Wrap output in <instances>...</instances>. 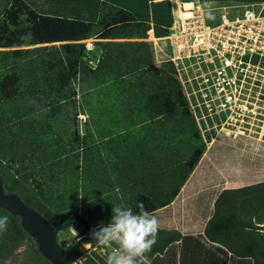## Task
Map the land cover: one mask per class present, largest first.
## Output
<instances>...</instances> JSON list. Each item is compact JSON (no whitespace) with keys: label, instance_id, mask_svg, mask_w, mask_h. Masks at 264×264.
I'll return each instance as SVG.
<instances>
[{"label":"trees","instance_id":"1","mask_svg":"<svg viewBox=\"0 0 264 264\" xmlns=\"http://www.w3.org/2000/svg\"><path fill=\"white\" fill-rule=\"evenodd\" d=\"M1 1V10L4 11L3 17L0 18V48H13L0 52V176L6 191L17 192L24 202L42 213L57 230L69 212H63L60 215L51 212L43 203L48 195L33 187L28 182V175L19 176L16 172L10 173L9 161L1 160L2 133L7 132L12 135L19 116L21 114L29 116L30 113L37 122H41L39 130L46 127L51 128L55 133L62 134L64 129L69 132L70 127L75 126V109L79 107V101L74 97L77 93L81 95V106L87 112L88 117L94 116L95 108L88 102V95L84 93L87 91H83L81 86L74 90L70 86V80L74 79L82 83L83 79H87L89 84L86 87L91 90L95 85L110 80V76L106 73L101 80H98L95 74L97 73L96 67L90 68L80 59L84 48L80 39L90 36L98 27L100 30L97 32V37L105 38L115 27L149 20L161 26L159 31L158 29L153 31L151 27L153 34L156 37L164 36L171 19L170 6L167 0H48L43 5H48L49 9L34 11L21 0ZM199 1L202 3L208 1L255 3L263 0ZM90 31H92L91 34ZM54 42H59L58 46H55ZM46 43L49 45L21 47ZM37 50H47L50 57L45 60L41 53L33 54ZM146 66L150 72L145 77L144 84L149 89V93L143 96L140 105L144 109L148 108V111L146 110L147 115L141 117L139 123L134 124L141 125L159 116L161 123L165 124L162 151L161 153L155 152V149L159 148L158 145H151L147 150L144 149L141 139L132 145L123 141L125 160L119 159V161H125L127 164L123 170V179L143 190L132 198L129 207L134 211H139L136 207L137 202L143 201L145 209L152 213L154 209L166 205L176 195L179 184L195 165V159L201 152V146L180 87L177 81L172 79L170 66L169 70H165L170 76L162 72L159 66L152 64L150 60ZM157 74H161L160 77L156 76ZM72 110H74L73 114L69 117ZM148 112L152 116H148ZM58 121H61L63 125L59 130H57V125L60 124ZM119 123L121 126L115 128L123 132L133 125V122L128 120H120ZM177 137L182 140L180 141ZM56 140V143L53 142L54 145H52L55 150L50 156L52 160H56L58 158L56 154H60L59 141ZM63 154L67 155V153ZM248 188H255L253 195L249 196L254 202L264 200V193H262L264 192V181L240 190ZM94 195L98 197L97 194ZM236 196L230 197L228 203L233 204ZM240 196H246V194L242 193ZM247 197L239 201L241 211L251 210L256 219H264V205L249 206L251 202ZM0 211L12 217L18 230L27 236L17 224L16 216L1 209ZM108 223L102 222L93 228L85 226L84 231L87 233L83 236L82 242L93 246L96 241L93 240L92 231L98 230L101 226H107ZM221 225L225 233L236 234L242 231L243 220L228 218ZM162 232L165 235L159 239V242L163 246L180 237L178 233L171 235L166 231ZM245 237L247 236L243 235L239 240H235L231 236L230 239H233L227 247L237 256H250L253 264H264V236L255 239ZM155 249L156 247L145 255L149 258L153 251H156ZM33 252L44 263L49 264L35 250ZM75 264H106V260L95 250H90V254L84 256V260Z\"/></svg>","mask_w":264,"mask_h":264},{"label":"rangeland","instance_id":"2","mask_svg":"<svg viewBox=\"0 0 264 264\" xmlns=\"http://www.w3.org/2000/svg\"><path fill=\"white\" fill-rule=\"evenodd\" d=\"M8 1L11 2L12 0ZM21 1L34 11L49 9L48 5H43L48 0ZM255 3H263L264 6V0ZM1 9L2 1L0 0V18L3 17L4 11ZM233 11L234 9L230 10L227 15L229 18L234 16L235 12ZM211 13L214 18L207 16V23L209 24L217 22L219 10H214ZM70 15L72 14L70 13ZM129 25L115 27L105 38L97 37V32L100 30L98 27L96 33L91 34L92 31H90V36L80 39V42L84 44L80 59L88 67H96L97 73L95 74L98 80H101L106 73L110 76V80L95 85L91 90L86 87L89 84L87 79H83L82 83H78L74 79L70 80V86L74 90L81 86L83 91H87L84 93L88 95V102L95 108L94 116L88 117L87 112L81 106V95L77 93L74 97L79 101V107L75 109V126H71L69 132L64 129L62 134L55 133L51 128L46 127L39 130L41 122H37L30 113L29 116L23 114L19 116V121L12 135L7 132L2 133L3 152L1 160L3 162L9 161L10 173L16 172L19 176L28 175V182L37 190H42L48 195L47 200L43 203L51 212L57 215L69 212L67 218L55 231L57 240L62 247L81 251V257L75 263L84 260V256L89 255L90 250H95L107 261L108 255L116 245L113 244L111 247L98 246L95 243L90 246L89 243L82 242L83 236L87 233L84 231V227L93 228L102 222H110L113 205L129 207L132 198L142 190V188L139 189V187L129 184L128 180L123 179V170L127 166L125 161H119V159L125 160L123 153L124 155L126 153L123 141L132 145L141 139L144 149L147 150L151 145H158L159 148H156L155 152L161 153L162 151L165 124L161 123L159 116L150 121H145L141 125L134 124L135 122L139 123L141 117L147 115L148 111V108L144 109L140 105L143 96L149 93V89L144 84L145 77L150 72L146 69V65L149 60L155 64L161 58L159 48L162 47V41L149 39L147 31L150 27L153 28V31L156 29L159 31L161 26L159 23L150 20L132 22ZM53 44L58 46L59 42ZM42 45H49V43L23 45L21 47L31 48ZM12 48H0V52ZM38 53L44 55L45 60L50 57L47 50L33 52L35 55ZM160 68L162 72L169 74L165 71L169 70L167 63H162ZM160 75L157 74L156 76L160 77ZM172 79L175 80L173 77ZM73 111L70 112L69 117L72 116ZM189 114L201 146V152L195 159V164L202 155H208L210 150H214L216 154L212 156V159L209 157L210 161H218V164L225 163L230 168L235 166L237 147L240 145L238 141L243 139L233 140L221 133L216 134L214 130H198L190 112ZM148 116H152V114L148 112ZM120 120L131 121L133 125L124 132L120 131L115 128L121 126ZM58 122L60 124L57 125V130L63 126L61 121ZM123 137H126V140L122 139ZM55 140L59 141L60 154H56L58 158L52 160L50 156L55 151L52 146L56 143ZM247 141L250 144H258L255 147L250 146L246 152L247 155H253L256 159V165L264 169V137L260 140ZM60 151L67 153V155ZM254 191L255 188H248L222 193L216 202L218 212L226 207L230 197L242 193L251 197ZM94 194H97L98 197H95ZM246 196L237 197L233 203V208L223 212L225 217L222 219L245 217L247 210L241 211L238 204ZM250 197L248 198L251 202L249 206L264 205V200L260 199L261 201L254 202ZM3 216L8 217V224L6 230L0 232V264H6L7 261H10L11 264H46L33 252L35 250L33 240L18 230L12 217L0 211V217ZM72 228L75 229L77 236L73 233ZM243 235H246L245 238L247 239L263 236L261 231L257 232L254 237L251 234L243 233V231L238 232V234L237 232L236 234L230 232L224 234L226 237H234L235 240L242 238Z\"/></svg>","mask_w":264,"mask_h":264},{"label":"built area","instance_id":"3","mask_svg":"<svg viewBox=\"0 0 264 264\" xmlns=\"http://www.w3.org/2000/svg\"><path fill=\"white\" fill-rule=\"evenodd\" d=\"M167 1L166 34L155 37L150 27L147 36L162 41L155 64L170 66L195 127L233 140L263 138V3ZM214 10L217 22L209 24Z\"/></svg>","mask_w":264,"mask_h":264},{"label":"crops","instance_id":"4","mask_svg":"<svg viewBox=\"0 0 264 264\" xmlns=\"http://www.w3.org/2000/svg\"><path fill=\"white\" fill-rule=\"evenodd\" d=\"M247 140L238 141L236 165L231 168L221 163L223 160L221 164L210 161L209 157L212 159L216 154L214 150L202 155L187 172L172 200L152 211L159 221V229L151 249L156 247V251L149 256L151 264H253L250 256H237L227 247L233 238L224 236L221 224L226 222L222 219L223 212L233 208V204L228 203L221 212L216 207L225 191L240 190L264 181V169L246 152L250 146L258 144H250ZM247 212L239 219L243 220L242 231L252 237L261 231L264 236V219H256L251 210ZM162 231L171 235L178 233L180 237L163 246L159 242L165 235Z\"/></svg>","mask_w":264,"mask_h":264},{"label":"clouds","instance_id":"5","mask_svg":"<svg viewBox=\"0 0 264 264\" xmlns=\"http://www.w3.org/2000/svg\"><path fill=\"white\" fill-rule=\"evenodd\" d=\"M209 18H214L211 11ZM134 211L131 207L114 206L107 226L93 230L91 235L98 246L116 245L107 257L106 264H151L145 255L156 243L159 229L157 217L138 201ZM8 217H0V232L6 230ZM73 233L77 236L74 228ZM6 264H11L7 261Z\"/></svg>","mask_w":264,"mask_h":264},{"label":"water","instance_id":"6","mask_svg":"<svg viewBox=\"0 0 264 264\" xmlns=\"http://www.w3.org/2000/svg\"><path fill=\"white\" fill-rule=\"evenodd\" d=\"M0 209L18 218L20 229L33 240L35 251L49 264H75L81 257L78 249H65L47 218L22 200L20 195L4 189L0 176Z\"/></svg>","mask_w":264,"mask_h":264}]
</instances>
